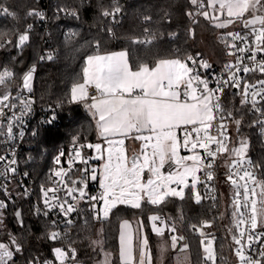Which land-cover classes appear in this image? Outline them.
<instances>
[{"label":"snow or ice","instance_id":"snow-or-ice-1","mask_svg":"<svg viewBox=\"0 0 264 264\" xmlns=\"http://www.w3.org/2000/svg\"><path fill=\"white\" fill-rule=\"evenodd\" d=\"M190 3L196 8L197 14L202 15L205 19L216 21L215 26L218 28H226L237 20L243 21V26L249 28L251 26V34L255 37V50L248 48H239L241 53L250 52L247 57L250 60L256 59L258 51H264V0H190ZM209 9L211 11H209ZM0 12L5 15L14 16L5 6H0ZM120 12V8L115 7L112 12L104 11V16H112ZM226 12L227 19L220 22V16L216 13L224 14ZM251 13V18L245 19V14ZM29 15L41 16L42 14L31 11ZM188 15H193L189 12ZM146 19H150L147 18ZM260 27L256 28L255 25ZM31 25H29V29ZM3 35V34H0ZM229 36L233 40L241 39L247 41V36L241 37L239 33L230 32ZM29 40L27 32L20 34L17 46H23ZM135 43H150V41H134ZM11 43V41H6ZM3 45L0 44V47ZM232 47H236L235 44ZM232 54V53H230ZM43 59V57H42ZM48 59H52L51 56ZM243 57L237 58V63H242ZM189 62L195 66L198 61L188 56L185 60L181 59H160L154 66L148 64H140L137 70H132L128 60L127 52L121 51L108 55H90L87 57L86 66L83 68L82 82H74L71 87V101L73 103L84 102V106L92 113L96 119L98 136L104 139L108 147L102 149L101 144H87L86 147L94 148L98 154L95 159H104L103 152H107V157L100 171V188L102 192L99 196H91L89 199L94 201H103V215L106 218L110 211L117 204L130 205L133 208H140L142 200H147L153 205L161 203L168 196H178L183 199V190L177 191L171 188V184L184 185L187 187V177L192 178V187L196 186L199 177L196 175L202 168L211 169L212 161L215 160L217 154L228 153L231 151L237 159L233 161L231 167L242 171V175H238V179H234L232 175L228 176V180L236 187V197L234 199V212L236 218V227L241 225H250L249 235L247 237L248 247H252V241L264 237V232L256 234L254 237L251 232L256 230L258 224L264 222V181H258L255 174L248 168L253 167L251 160L246 158L247 142L240 141L238 148L229 149L226 135V126L221 123L217 128V134H211L213 121L216 120L217 113H223L220 104L219 94L223 92L224 86L229 85L239 87L240 81L236 74L232 73L229 80L223 82L216 89L208 87L207 80L201 79L196 73L195 67H190ZM200 66L207 69L210 65L206 61H199ZM235 65L226 66L231 70ZM260 70L264 72V63L259 65ZM248 66L237 68V71L249 72ZM34 71V69H33ZM14 73L8 69L0 71V85H5L7 80L11 79ZM32 79L31 71L24 76L23 86L31 91L30 81ZM201 85L203 86L201 88ZM261 91L252 92V105L258 103L256 97L259 95L264 100V81H260ZM94 88L95 94H90L89 89ZM248 85L244 88L243 103L247 104ZM10 100L8 94L0 97V106L14 107V105L6 104ZM88 101H91L90 103ZM25 108L29 105L25 101H21ZM0 114H3V108L0 107ZM23 114V113H22ZM264 114V113H262ZM231 115V113H229ZM54 119V117H53ZM221 121L223 115L220 116ZM52 121H46L51 123ZM240 121H236L239 125ZM262 129H264V121H261ZM182 126L191 127L190 131H185L183 139V147L193 152L192 155L181 156L179 149L181 147L178 140L177 130ZM8 134L11 136L12 125L8 126ZM193 134L194 137H193ZM133 139L142 141V147L139 154H133L131 158L125 155V140ZM212 145H215L213 148ZM85 145H80V148ZM80 148H74L75 158H79L83 163L87 164L80 151ZM203 149L208 160L205 163V157H202L195 150ZM64 155L63 152L60 153ZM15 163V161H12ZM56 163H60V158H56ZM71 168L73 160L68 161ZM248 168L243 167L244 164ZM168 165L170 171L165 174L162 169ZM15 172V169H12ZM85 173L88 169L83 170ZM147 171L148 178L144 179V173ZM56 177L61 178V182L65 183L67 195L72 196L74 192L79 191V195L83 198L86 193L84 188L67 187V182L63 177L67 175L64 169H60L54 173ZM208 180L213 178L212 172L205 173ZM92 180L97 179V170H91ZM240 181L244 183L241 184ZM73 185L77 181L71 182ZM83 183V179L80 181ZM250 184L252 185L250 187ZM260 191L257 193L256 188ZM243 189V197L241 198L240 189ZM56 188H48L44 190V203L49 207L58 206L65 216L73 212L74 206L65 200L58 205H50L48 193L52 192V200H58L55 195ZM73 199L75 197L73 196ZM201 197L196 194V201L199 202ZM67 204V208H65ZM6 204L0 202V208H5ZM39 211V210H38ZM47 214V213H45ZM16 216L19 218L20 213ZM99 218V216H98ZM153 221L159 217H151ZM21 225L23 221L20 220ZM55 223V222H53ZM68 223H71L69 220ZM204 227H211L210 223L204 222ZM120 234V259L122 264H152L151 253L148 248L147 237H142L139 242V259L135 257V249L133 244V236L130 231L124 229L130 228L127 221L121 226ZM195 227V226H194ZM153 231L157 235L163 237L164 228L157 227L153 224ZM174 233L175 227L171 228ZM203 235V232H201ZM245 235L241 230L239 236H233V240L239 247L236 249V255L239 257L241 264H264V246L258 252V258L245 256L242 239ZM60 237L59 232L53 231L50 239L56 240ZM171 247L176 248L178 239L184 238L171 236ZM204 245L205 261H211L215 264V251L213 241L208 240L207 243L202 240ZM188 245H183L181 251H185ZM22 251V245L18 243L15 236L9 237V242H0V264H9L13 260L16 253ZM56 258L60 264H65L69 258L74 259L75 250L71 249V257L68 252L62 248H54ZM164 251L162 247V252ZM35 264V262H30ZM44 264H50L45 261ZM104 264H109L108 254H105Z\"/></svg>","mask_w":264,"mask_h":264},{"label":"trees","instance_id":"trees-1","mask_svg":"<svg viewBox=\"0 0 264 264\" xmlns=\"http://www.w3.org/2000/svg\"><path fill=\"white\" fill-rule=\"evenodd\" d=\"M41 5L40 0H0V6L15 13L12 16L0 12V34H3L0 35V44L3 45L0 47V70L8 66L18 79L38 64L35 78L38 103L44 107L62 104L55 123L42 129L35 174L46 172L48 162L58 146L68 144L75 138L91 144L98 141L96 122L84 102H70L72 84L82 82L88 56L126 50L134 70L140 64L154 66L160 59L185 60L198 53L220 64L225 61L232 44L227 30L216 27L211 20L198 15L190 0H57L55 7L69 8L77 11V14L56 20L52 43L54 50L58 51L52 59L46 58L39 62L47 46L42 43L43 34L36 15L29 13ZM117 6L120 8V17L116 24H112L103 12L112 11ZM189 12L193 15H188ZM29 25H33L34 30L27 32L29 40L22 48H18L17 38ZM66 28H70L73 33L66 34ZM5 39L12 42L3 44ZM146 39L150 43L134 42ZM233 105L236 115L243 122L240 133L250 136L249 156L259 166L260 177L264 181V141L252 126L253 117L250 113L238 103ZM43 149H47V153L42 152ZM200 185L204 194L203 180ZM0 197L4 204L6 202L3 209L5 216L0 219V242L8 243L11 235L22 245V251L9 264H25L36 254H48L52 246L48 222L33 216L25 197L18 200L14 195L8 199L5 192H0ZM19 209L22 225L16 216ZM153 213L165 217L166 223L174 226L178 236L184 238L179 242L188 245L191 264H204L198 230L205 221L210 223L211 227L207 229L215 238L217 261H226L224 246L234 232L228 203L213 204L204 198L197 202L190 193L183 199L168 196L156 205L144 201L140 208L118 206L105 219L95 220L87 216L72 230L70 245L84 264H95L99 251L95 249L94 239L100 225L104 250L116 254L119 250V224L125 217L141 220L153 245L155 240H159L150 228V215ZM221 229L228 236L227 241Z\"/></svg>","mask_w":264,"mask_h":264},{"label":"built area","instance_id":"built-area-1","mask_svg":"<svg viewBox=\"0 0 264 264\" xmlns=\"http://www.w3.org/2000/svg\"><path fill=\"white\" fill-rule=\"evenodd\" d=\"M40 2L42 5L36 10V12L41 13L42 18L41 16L36 15V20L38 21L40 30L43 34L42 43L44 46L46 45L47 48L46 53L39 57V62L44 61L49 56L53 57L58 51L57 49L54 50L52 43V31L54 30L56 20L58 18H68L73 14H77V11H73L69 8L55 7L54 4L57 2V0H40ZM206 3L207 0H205V4ZM262 14H264V12ZM119 17L120 12L115 15V19H113L111 15L106 16L108 22L112 24H116ZM250 17L251 15L245 14V19ZM255 27L259 28L260 25L257 23ZM32 30H34L33 25H31L30 29L28 27L26 31L20 34H24L25 32H30ZM65 32L66 34L73 33L70 28H66ZM232 32L239 33L241 37L247 36V41L241 39L233 40V38L230 37L232 39V45L235 44L236 47H232L231 45L230 51L225 56V61L223 63H214L211 59H207L199 53L192 56L198 61L195 66L189 62L190 67L196 68L195 74L199 75L201 79L207 80L208 87L210 89H216L219 85L223 84L224 81L229 80V76L232 75V73H235L237 79L240 81L239 87L231 86V81H229V85H225L223 92L219 94L223 113H217L216 120L213 121V128L210 130L211 134L216 135L217 128L221 123H223L226 126L225 131L228 137L227 144L229 149H232L237 144L238 138L243 135V133H240L243 122L241 117L236 115V109L233 103H238V105L244 107L250 113V115L253 117L252 126L255 127V130L264 141V129H262L260 123L261 121H264V114H262L264 113V100H262L258 95L256 97L258 103L255 105V107H253L251 102L252 92H260V81H264V72H262L259 67L261 63H264V51H258L255 60L248 59L247 57L251 53L247 51L241 53L238 51V49L245 48L247 46L248 48L255 50V37L251 34V26L249 28H245L242 23V25L234 27ZM6 41L9 40L5 39L2 43L4 44ZM146 41H148V39H146ZM238 57H243L242 63H237ZM201 60L206 61L210 67L205 69L200 66L199 61ZM229 64L235 65L236 67H233L231 70H229L226 68V66ZM244 66H248L252 70L247 73H244L243 71H237V68H242ZM4 69H8L14 73V70L8 66H4L0 71H3ZM37 70L38 64L29 68L24 73V75L18 79L14 73V76L7 80L5 85H0V97H2L4 94H8L10 96V100L5 103L14 105V107L0 106L3 108V114H0V192H7L9 187H12V191L14 193L13 196L18 192L23 193L25 198L30 203L33 216L47 221L51 229V233L53 231L60 233V237L58 239H51L52 246L48 254H36L25 264H30V262L33 261L35 264H44L45 261L50 262V264H60V261L56 258V255L53 251L54 248H62L68 252L69 257H71L70 250L74 248L70 245L69 241L72 230L76 224L79 221L86 219L87 216H92L95 220L98 219V209L102 201L97 202L90 200L89 198L91 196H99V194L102 192L99 181L97 179L92 180L90 178L91 170L93 168L98 171L99 160L90 158L95 156L93 154L92 148L86 147L89 142L79 141L75 138L68 144L60 145L55 149L48 162V168L46 172L43 174L34 173V166L38 159L37 150L39 149L38 145L42 129L47 125H52L55 123L58 117V111L62 107L61 103L52 104L48 107L41 106L38 103L35 93V78L37 75ZM30 71L33 75V80L30 81L31 91H29L27 88H24L23 86L24 76ZM245 85L249 86V102L247 104L242 102L244 98ZM202 87L203 86L201 85V88ZM234 89H236V91H234ZM89 92L90 94H95L94 88H90ZM21 101L27 102L29 107L25 108ZM229 113H231V115H229ZM221 115H223L222 121L220 119ZM46 121L52 122L46 123ZM236 121H240L239 125L236 124ZM9 124L12 125L11 136H9L7 131ZM190 130L191 127L185 129V131ZM194 135L195 134H193V137ZM80 145H85V147L80 148ZM212 147L214 148L215 145H212ZM74 148H80L82 156L87 159V164L83 163L79 158H75ZM182 148L185 152L190 151V145L189 149H185L184 147ZM196 150L202 152L203 156L205 157V163H207L208 160L205 156L204 150L200 148H197ZM47 151V149L42 150L44 153H47ZM61 152L64 153L63 156L60 155ZM231 156V151L228 153L217 154L215 160L212 161V168H204L203 170L201 176L204 182L203 196L204 200L209 203H225L226 196L224 195V192L230 197L229 191L226 190L227 186L234 189V198L236 197V187L231 183L230 180H228V176L232 175L234 179H238L237 173L242 175L243 172L231 167L233 161L237 159H232ZM57 157L60 158L59 164L56 163ZM246 158L251 160L253 167L248 168L246 163L243 165V167L248 168L249 171H252L258 181H262V178L260 177L259 166L249 156V150ZM70 159L73 160L71 168H69L68 163ZM12 161H15V163H12ZM12 169H15V172H13ZM60 169H64L67 172V175L63 177V180L67 182V187H73V184L71 183L73 180L77 181V186L79 188L82 187V183H80L82 179L83 181L87 182L88 188L85 192L86 195L83 198L75 193H73L72 196L67 195L65 183H62L61 178L54 175V173ZM84 169H88V172L85 173L83 171ZM170 170L172 169H170L166 164L164 171L168 172ZM207 171L212 172L213 178L211 180H208L207 176L205 175ZM240 183L243 184L244 182L240 181ZM251 186L252 185L250 184V187ZM48 188H56L57 191L55 195L58 197V200H52L51 198L53 193L49 192L48 199L50 205H58L59 203H63L65 200H67L68 203L74 206L75 210L69 213L68 216H65L58 206H46L44 203V190ZM240 192L242 198V188L240 189ZM73 196L75 199H73ZM65 208H67V204H65ZM69 220L71 223H68ZM233 221L234 232L231 235L230 240L224 246V256L226 261L219 264H239L232 259L231 254L233 252V236L235 235L238 237L241 230H244L245 232L242 243L244 244L243 251L246 256L250 255L252 257L258 258V252L261 247L264 246V237H260L259 239H254L252 241V247L249 248V241L247 237L249 235L250 225L245 224L241 225L240 228H237L236 220ZM158 222L160 224H164L167 221L165 217L159 216ZM261 232H264V226L258 225L257 229L252 231L251 234L255 237L256 234ZM170 233L171 235L175 234V232L173 233L172 231ZM223 236L227 241L228 236L224 233V231ZM16 254L14 255L13 259L15 258ZM65 264H84V261L78 258L75 251L74 259H67ZM204 264H212V262H206L204 260Z\"/></svg>","mask_w":264,"mask_h":264},{"label":"rangeland","instance_id":"rangeland-1","mask_svg":"<svg viewBox=\"0 0 264 264\" xmlns=\"http://www.w3.org/2000/svg\"><path fill=\"white\" fill-rule=\"evenodd\" d=\"M209 11H211V10L209 9ZM246 14L252 15L251 13H246ZM216 15L220 16V22H223L225 19H227L226 12L224 14L216 13ZM212 22L215 25L216 21H212ZM242 23H243L242 20H237L234 23L230 24L228 27L223 28V29L227 30V32L230 33V32H232V29L234 27L240 26V25H242ZM119 51H123V50H119ZM118 52L115 51V52H111V53H118ZM99 54L100 55H105L107 53H99ZM94 55H96V54H94ZM210 56L213 57L212 55H210ZM149 66H151V65H149ZM32 80H33V75H32L31 81ZM88 102L90 103L91 101H88ZM188 127H190V126H188ZM188 127L182 126L181 129L177 130L178 140L180 141V144H181V147L179 149V154L181 156H188V155H192L193 154L192 151L185 152L184 149L182 148L183 147V139H184L185 129L188 128ZM180 130H181V132H180ZM97 140L103 142L104 143V149H107L108 144H107V142L104 139H102L99 136H97ZM241 140H244V141L247 142V151H246V155H247L248 154V150H249L250 136L247 135V134H244V135L240 136L238 138L237 144L234 147L238 148L240 146V141ZM142 143H143L142 141H137V140H133V139H126L125 140V155L130 158V156L134 152L140 153L141 147H142ZM195 151L198 152L202 157H204L202 152L197 151V150H195ZM106 157H107V152L105 151L104 159L99 161V164H98L97 180L99 181V183H100V171L102 169V166H103V164L105 162ZM231 158L232 159H236L237 157L232 153ZM203 170H204V168H202L201 171H199L196 174L199 177V179H198V182L196 183V186L194 188L192 187V178H191V176L187 177V180H186V183L188 185L187 187H185L184 185H176V184H171L170 187L171 188H175L177 191L182 189L183 190V198L188 193H190L193 196L195 201H196V194L198 193L199 196L201 197L199 202H201L203 200V198H204L203 193L201 191V185H200V183L202 182V177L201 176H202ZM162 171L165 174H167V172H165L164 169H162ZM148 175L149 174L147 173V171H145V173H144V179L145 180L148 178ZM12 190H13L12 187H9L8 191L5 192L6 196L8 197V199H12L13 198V194L14 193H13ZM226 190L229 191V193H230V197H229L227 195V193L224 192V195L226 196L225 201L228 203V211H230V215L233 216V220H236V218L233 215V212H234V199H235L234 198V189L229 187V186H227ZM259 191H260V188L257 187V193H259ZM15 195L17 196L18 200L19 199L21 200L22 198L25 197L24 194L21 193V192H18ZM172 197L180 198L178 196H172ZM144 201H147V200L146 199L142 200L141 206H142V203ZM0 202H4L1 199V197H0ZM5 204H6V202H5ZM118 206H127V207H130V208H133L130 205H125V204H117L116 207H118ZM103 207H104V205H103V201H102V203H101V205H100V207L98 209L99 210V215L98 216H99L100 219H105V217L103 215ZM116 207H114L110 211L109 215L106 218L111 216L113 210ZM3 209L4 208H0V219H1V216H3V217L5 216L4 213H3V211H4ZM153 216L159 217V215H157L155 213L150 215V228H151L152 232L157 236L156 238L159 239V240H157V241L155 240V243L153 245H151V240H150V238L148 236V233L146 231V228H145L143 222L141 220L137 219V218L131 219V218H126L125 217V218H122V220L120 221V224H119V236H118L119 250H118V252L116 254L104 250V248H103V232H102L101 226L99 225L97 227V234H96V237L94 239L95 249L99 251V256L96 258L95 264H104L105 254H108L109 264H122V261L120 259V234H121V230H122L121 226L124 224L125 221H127L128 224L130 225V228L124 229V230L125 231H130L132 236H133L135 257H136L137 260L139 259V242H140L142 237H147L148 242H149L148 248L150 250L151 258H152V264H191L189 248H187L185 251H181V249L183 248V245H185V243L179 242V239H178L177 246H176L175 249H173L171 247V239H170L171 236H172L171 233H170L172 227L169 226L166 222L164 224H160L158 222V220L153 221L151 219V217H153ZM154 223H155V225L157 227L164 228L163 237L157 235L156 232L153 231V224ZM258 225L264 226V222H262L261 224H258ZM207 228L208 227H204L202 225L201 227H199V230H198V233L201 236L200 247H201L202 255H203V257H205L204 245L201 244V241L203 240L205 242V244H206L208 240H212L213 241V248H214V251H215V264H219V262L217 261L218 257H217V251H216V245H215V238L212 235H210V232H208ZM221 231H223V229H221ZM201 232H203V235H201ZM174 235H176L179 238V236L177 234V230H176V233ZM162 247L164 249L163 252H162ZM238 247L239 246L236 245L235 242H233V252H232L231 255H232V259L235 262H238L239 264H241V262L239 260V257L236 255V249Z\"/></svg>","mask_w":264,"mask_h":264},{"label":"water","instance_id":"water-1","mask_svg":"<svg viewBox=\"0 0 264 264\" xmlns=\"http://www.w3.org/2000/svg\"><path fill=\"white\" fill-rule=\"evenodd\" d=\"M25 45V44H24ZM23 45V46H24ZM23 46H18V48H22ZM234 91H236V89H234ZM97 143H99V144H101V146H102V149H104V143L103 142H101V141H97V142H95V143H93V144H97ZM92 150H93V154H94V156L96 157L98 154L96 153V150L94 149V148H92ZM135 154H139V153H137V152H134ZM133 153V154H134ZM132 154V155H133ZM131 155V156H132ZM103 156L105 157V151L103 152ZM131 156H130V158H131ZM99 161H101V160H103V159H98ZM73 187H77V188H79L78 186H77V184L76 185H73ZM81 188H84V191L86 192V190H87V188H88V185H87V182H85V181H83V183H82V187ZM75 194H77V195H79V191H77V192H74ZM80 196V195H79ZM18 212L20 213V217H19V220H21V210L19 209L18 210Z\"/></svg>","mask_w":264,"mask_h":264},{"label":"crops","instance_id":"crops-1","mask_svg":"<svg viewBox=\"0 0 264 264\" xmlns=\"http://www.w3.org/2000/svg\"><path fill=\"white\" fill-rule=\"evenodd\" d=\"M263 13V12H262ZM261 13V14H262ZM124 52H127L126 50H123ZM118 52V51H117ZM119 52H121V51H119ZM111 52H109V53H107V54H105V55H108V54H110ZM128 54V53H127ZM128 60H129V58H128ZM132 70H134V69H132ZM88 110V109H87ZM88 112L90 113V115L92 116V113L88 110ZM93 117V116H92ZM94 120H95V122H96V119L95 118H93ZM180 132H181V130H180ZM97 133H98V130H97Z\"/></svg>","mask_w":264,"mask_h":264}]
</instances>
